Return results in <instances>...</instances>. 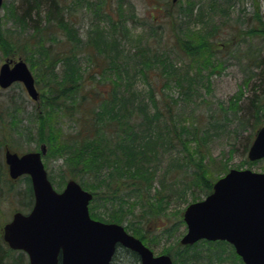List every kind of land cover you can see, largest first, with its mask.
<instances>
[{"label":"rangeland","instance_id":"rangeland-1","mask_svg":"<svg viewBox=\"0 0 264 264\" xmlns=\"http://www.w3.org/2000/svg\"><path fill=\"white\" fill-rule=\"evenodd\" d=\"M61 1L71 13L68 16L64 9L65 20H68L76 30L78 40L76 42L75 39L76 44L72 49L75 51L73 61L78 75L84 74L87 78L90 75L94 77L101 74L99 71L103 69L93 70V62L89 60L84 47L89 44V40H93L90 38L98 39V35H109L112 24L115 26V31L113 30L115 35L110 54L116 57L111 58L116 63L114 66L111 65L115 67L114 69L103 73L107 79L105 81H109L108 90L115 87L120 92H126V89L130 88L129 90L133 92H139L140 97H147V94L153 90L156 98L166 96L175 100L176 104H171L173 124L176 127L181 125L197 127L196 133L201 145L199 149L201 154L205 155L202 164L208 169L207 173L213 174L212 184L230 169H248L256 173H264V159L257 162H249L247 159V151L254 134L264 126V116L261 117L262 122L258 127L252 129L247 126L243 132L239 133L235 130L236 120L232 114L228 113L227 119L223 118L224 113L229 112L225 109H229L232 102L240 100L244 103L251 96H260L264 92V77L260 79L258 75L260 69L250 68L245 56L250 50L257 57L264 58V35L251 31L261 27L255 20L256 15L264 22V0L243 1L245 12H241L242 6L238 0H231L229 3L222 0ZM22 2L23 0H3L0 7V29L4 32L5 39H9L14 44L12 47L11 45L6 47L0 40V65L5 60L25 61L35 79L39 99L32 101L21 83H14L7 89L0 88V239H2V228L11 220L12 215L15 212L27 214L33 205L32 202V205L27 206L30 199L28 193L31 188L30 179L27 176L17 180L9 178L8 167L4 162L5 151L9 150L20 156L24 153L40 151L41 145H45L46 153L42 157V162L53 188L59 192L69 180H74L80 185L79 178L76 176L70 178L68 168L64 165L63 159L66 154L48 155L45 139L49 136V132L37 133L36 131L39 111H42L45 101L42 97L48 91L47 85L59 80L66 68L63 61L56 62V60L66 51L68 53L72 43L66 42L64 33L57 31L53 24L50 26L51 33L45 31L39 33L36 39L42 40L50 52L48 58L50 63H44L35 45L37 41L32 37L35 27L41 28L45 25L44 16L38 18L36 26H33L32 21L24 25L20 24L18 19L11 15V10L19 7ZM236 21L238 23H235ZM224 22L226 24L221 25ZM208 33L213 34L212 39L220 46L233 39L234 46L230 49H220V51L215 48L217 60H222L224 63L223 69L217 67L214 72L212 67L205 63L207 55L199 53L195 55L201 59V62L191 69L192 57L184 56L185 52L179 49L178 40L182 49L185 50L182 39L191 35L205 36ZM146 49L150 55H152L150 52L163 54L177 67L179 76L185 72L192 74L194 83L192 92L188 96L181 95L176 83L173 80L166 82L164 76H159V72L151 71L149 78L146 77L147 73L139 69L140 57ZM211 58L216 65L214 54L210 60ZM126 63L127 69L124 71L123 67ZM50 64H54L51 69H49ZM104 67H106L105 64ZM250 72L254 75L250 76ZM258 85L259 87H255ZM164 104L158 101V108H164ZM89 105L93 107V103ZM89 105L86 107L89 108ZM262 113L264 114V110ZM75 124L73 119L64 116L60 118L59 114V118H52L51 133L54 135L59 128L62 134H73L77 128ZM167 125L164 118L160 119L158 127L161 142L157 150L159 168L153 182V189L159 188L161 180H164L166 186L172 181L175 182L174 192H171L172 187H170V199L166 210L168 218L165 224L148 229L147 231L151 232L144 236L143 243L155 256L169 254L174 264H179L175 263L174 255L180 251L179 241L186 233L183 222L184 209L193 202L203 200L207 195L205 196L206 187L199 184V179L196 178L195 182L190 183V179L186 177L193 173L192 165L188 163L190 158L185 156L182 148L174 143V138H170ZM182 138L186 139L184 143L188 152L195 153L197 144L194 138L185 135ZM55 142L56 140L53 141ZM192 158L198 160V156L193 155ZM183 166L188 167L184 174L181 173ZM207 175L206 178L210 179ZM103 178L101 176L99 180L102 181ZM153 189L151 193H154ZM121 204L124 210L115 213L114 209L107 208L106 204L103 205V201L98 199V202L94 204L96 210L92 209L96 215L93 219L104 223H114L108 216L116 215L124 217V221L115 223L124 228L127 227L129 229L127 232L130 234L132 230L128 227V221H132L134 227L143 230L145 225L140 222L137 198L123 191ZM11 252H13L11 253L13 258L21 253L23 258L21 264H28V258L24 253ZM196 253L194 260L188 264H243L233 248H228L224 244L201 245ZM121 255L120 253L112 264H133L122 259ZM9 260L12 261L11 258Z\"/></svg>","mask_w":264,"mask_h":264},{"label":"trees","instance_id":"trees-1","mask_svg":"<svg viewBox=\"0 0 264 264\" xmlns=\"http://www.w3.org/2000/svg\"><path fill=\"white\" fill-rule=\"evenodd\" d=\"M222 1L229 3L231 0ZM238 1L241 2V12H245L246 8L243 5L245 0ZM64 9L69 16L71 13L61 0H23L19 7L11 10V15L16 20L18 19V22L22 25L32 21L33 26H36L37 21H39L38 18L44 16L45 25L41 28L35 27L32 35L33 39L37 41L35 45H37V51L44 63H50L48 61L50 52L44 46L42 40L38 41L36 39L39 33L42 31L51 33L52 28L50 26L53 24L57 31L64 33L66 42L72 43L68 53L66 51L57 60L55 59L56 62L63 61L66 68L59 80L47 85L48 91L46 90L47 94L45 93L46 95L44 94L42 97L45 98V101L43 102L42 111H39L36 131L37 133L49 132V136L45 139L48 145V155L60 156L62 153L66 154L63 162L65 167L68 168L70 178L75 176L79 178L81 187L92 193L93 198L89 204V213L92 218L96 216L93 211L96 210L94 204L98 202V199L103 201V205L106 204L107 208L114 209L117 213L124 210L121 204L123 191L131 193L137 198L140 208V222L145 226L142 230L134 227L132 221H128V227L135 237L144 242V236L151 232L147 231L148 229H153L154 226L159 224H165L164 222L168 218L166 210L170 199V187H172L171 192H174L175 182L172 181L166 186L164 180H161L159 188L154 187L153 189V182L159 168L157 150L159 142H161V133L158 127L160 119L164 118L167 121V127H169L167 132L170 133V138L173 137L174 143L182 148L185 156L190 158L188 163L192 165L193 173L186 175L190 179L189 182L193 183L196 178L199 179V184L206 187L205 196L212 191L214 178L212 173H207L208 169L202 164L205 155L201 154L199 149L201 145L196 133L197 127L192 128L184 125L176 127L173 124L171 106V104L175 105L176 101L166 96L156 98V93L153 90L147 94V97H140L139 92H133V90H129L130 88L126 89V92H120L115 87L108 90L110 87L109 81H105L107 79L103 73L106 70L114 69L113 66L116 63L114 59H111L116 57L110 54L115 35L113 32L115 26L112 24L109 35H98V39L90 38L93 40H89V44L84 47L89 60L93 62V70L103 69L99 71L100 76L91 77L90 75L86 78L84 74L82 76L78 75L73 61L75 51L72 49L78 39H76V30L64 18ZM255 20L260 23L261 27L251 31L264 35L262 34L264 33V22L259 19L258 15H256ZM225 24L226 22L221 25ZM212 37L213 34L210 33L205 36H187L182 39L185 50L182 49V45L178 40L179 49L185 52L184 56L192 57L191 69L195 64L201 62V59L195 55L197 53L207 55L205 63L211 66L214 72L217 67L221 68L223 66V61L217 60L216 52L220 49L223 50V48L230 49L233 47L232 41L234 39L220 46L214 42ZM5 38L4 32L0 29V40L6 47H10V45L12 47L14 44ZM8 38L12 37L8 36ZM75 39L76 42H74ZM150 53L152 55L147 52V49L145 53L143 51L139 61V69L147 73L146 77L149 78L148 75L151 71L159 72V76H164L166 82L173 80L176 83L181 95L188 96L192 92L194 83L192 74L185 72L182 76H179L177 67L166 59L163 54ZM213 54L216 65L212 62V58L210 60ZM245 56L248 59V65L251 66L250 68L260 69L258 75L260 79L264 77V58L257 57L250 50L246 52ZM104 64L106 67H104ZM53 65L50 64L49 69ZM111 65L113 66L111 67ZM123 68L126 71L127 63ZM252 75L254 74L250 72V76ZM255 87H259V85ZM253 89L256 90L257 88ZM157 100L165 103L164 108H158ZM91 103H93V107L89 105ZM87 105H89V108L86 107ZM225 110H229V112H225L223 118L227 119L228 113L232 114L234 120H236L235 130L237 133L243 132L247 126L254 129L261 124V117L264 116L262 113V110H264V92L260 96H251L244 103L236 100L232 102L229 109ZM59 114L60 118L63 116L69 117L76 123L77 128L73 134H62L59 128H57L54 135L51 133L53 131L50 126L52 118H59ZM184 135L194 138L197 144L195 153L190 154L188 152L184 143L186 139L183 140L182 138ZM55 140L56 142L53 143ZM193 155L198 156V160L193 159ZM186 168L188 167L183 166L182 174L187 172ZM206 174L210 179L206 178ZM101 176L104 177L102 181L99 180ZM26 180L29 183L27 177ZM28 187L30 188L29 184ZM152 189L154 193H151ZM28 193L30 199L27 206L29 207L33 202L31 188ZM108 217L114 223L124 221V217L116 215ZM125 229L129 230L127 227ZM221 244L226 245L228 248L231 247L224 242L206 241L192 246H180V251L174 255L176 258L175 263L188 264L194 260L197 249L201 245L218 246ZM11 253L13 254L0 239V264H21L23 262L21 253H18L15 258L11 256ZM120 253L122 259H126L129 263L139 264V258L135 253L120 246L116 247L111 264Z\"/></svg>","mask_w":264,"mask_h":264},{"label":"water","instance_id":"water-1","mask_svg":"<svg viewBox=\"0 0 264 264\" xmlns=\"http://www.w3.org/2000/svg\"><path fill=\"white\" fill-rule=\"evenodd\" d=\"M14 83H21L30 99L38 100L33 75L20 59L5 60L0 66V88ZM45 153V145L20 156L4 153L9 178L28 176L34 197L28 214L15 212L2 228V239L11 250L26 253L28 264H110L120 245L137 254L139 264H172L169 255L154 256L123 226L92 219L88 210L92 194L76 181H67L57 192L42 162ZM247 158L251 162L264 158V126L256 131ZM183 221L181 245L225 241L244 264H264V173L231 169L204 200L185 208Z\"/></svg>","mask_w":264,"mask_h":264},{"label":"bare ground","instance_id":"bare-ground-1","mask_svg":"<svg viewBox=\"0 0 264 264\" xmlns=\"http://www.w3.org/2000/svg\"><path fill=\"white\" fill-rule=\"evenodd\" d=\"M18 60H19V59H18ZM18 60H17V61H18ZM13 62H16V61H13Z\"/></svg>","mask_w":264,"mask_h":264}]
</instances>
